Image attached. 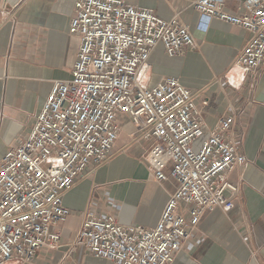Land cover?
<instances>
[{
  "label": "built area",
  "instance_id": "1",
  "mask_svg": "<svg viewBox=\"0 0 264 264\" xmlns=\"http://www.w3.org/2000/svg\"><path fill=\"white\" fill-rule=\"evenodd\" d=\"M186 1L201 30L218 20L249 32L235 66L252 74L264 67V0H238L233 13L225 0ZM68 33L79 40L71 77L54 82L29 134L0 157V264H36L42 246L59 242L57 226L69 215L63 194L89 166L106 162L122 119L152 141V178L166 180L163 169L171 163L177 187L155 226L122 225L114 214L88 212L72 245L115 264H171L205 210L233 206L237 187L229 174L246 162L224 137L234 116L208 128L196 95L177 78L145 84L158 43L168 56L193 45L189 25L177 16L166 20L126 0H75Z\"/></svg>",
  "mask_w": 264,
  "mask_h": 264
},
{
  "label": "crops",
  "instance_id": "2",
  "mask_svg": "<svg viewBox=\"0 0 264 264\" xmlns=\"http://www.w3.org/2000/svg\"><path fill=\"white\" fill-rule=\"evenodd\" d=\"M74 1L0 0V157L29 134L54 82L71 77L79 46L78 38L68 33ZM126 2L189 25L193 45L168 56L158 43L149 55L144 82L154 86L165 77L177 78L196 95L208 128L232 113L234 122L224 137L246 158L229 174L237 187L230 194L233 206L205 210L171 264H264V67L252 74L233 64L249 32L218 20L206 30L197 28L199 14L186 0ZM237 3L225 0L224 9L236 12ZM120 123L106 162L89 166L63 194L69 215L57 226L60 240L42 246L36 264H115L92 256L83 245H72L88 212L114 214L122 225L153 227L158 222L177 187L169 175L171 163L163 169L167 179L154 180L147 159L152 141L136 134L129 120Z\"/></svg>",
  "mask_w": 264,
  "mask_h": 264
},
{
  "label": "rangeland",
  "instance_id": "3",
  "mask_svg": "<svg viewBox=\"0 0 264 264\" xmlns=\"http://www.w3.org/2000/svg\"><path fill=\"white\" fill-rule=\"evenodd\" d=\"M199 141L197 140L195 143L197 144Z\"/></svg>",
  "mask_w": 264,
  "mask_h": 264
}]
</instances>
